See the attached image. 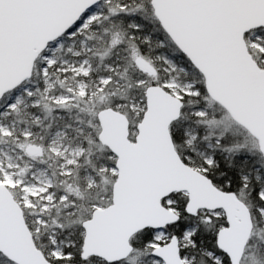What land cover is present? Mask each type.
I'll use <instances>...</instances> for the list:
<instances>
[{
    "label": "snow or ice",
    "instance_id": "1",
    "mask_svg": "<svg viewBox=\"0 0 264 264\" xmlns=\"http://www.w3.org/2000/svg\"><path fill=\"white\" fill-rule=\"evenodd\" d=\"M0 264H264V0H0Z\"/></svg>",
    "mask_w": 264,
    "mask_h": 264
}]
</instances>
